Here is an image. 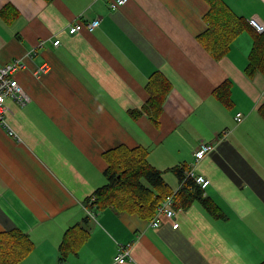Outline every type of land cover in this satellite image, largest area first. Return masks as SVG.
Here are the masks:
<instances>
[{
	"label": "crops",
	"instance_id": "crops-1",
	"mask_svg": "<svg viewBox=\"0 0 264 264\" xmlns=\"http://www.w3.org/2000/svg\"><path fill=\"white\" fill-rule=\"evenodd\" d=\"M223 1L264 24V0ZM9 3L19 13L11 22L0 15V66L23 64L15 78L29 100L7 98L8 123L0 122V231L19 228L34 242L20 264L262 263L264 74L245 72L254 31L246 26L215 59L199 39L208 0H128L117 9L110 0H0V10ZM96 18L98 28L69 33V24ZM157 74L171 84L161 115L133 116ZM226 81L230 107L214 93ZM209 141L215 149L195 162ZM119 145L145 147L172 192L179 180L169 168L207 177L204 196L218 214L199 201L182 208L174 196V218L160 216L158 226L112 208L91 215L85 200L107 183L104 153ZM76 225L87 227L86 240L61 260Z\"/></svg>",
	"mask_w": 264,
	"mask_h": 264
},
{
	"label": "trees",
	"instance_id": "trees-1",
	"mask_svg": "<svg viewBox=\"0 0 264 264\" xmlns=\"http://www.w3.org/2000/svg\"><path fill=\"white\" fill-rule=\"evenodd\" d=\"M208 1L211 6L205 17L208 28L199 36L201 43L215 59H219L228 53L240 31L246 26L250 27L254 31L255 43L245 72L249 76H254L257 72L264 74V31L257 33L249 20L236 16L223 0ZM18 13L10 3L0 10L1 17L7 22L14 20ZM170 85L162 75H155L148 82L147 103L131 114L138 117L146 112L157 120L162 113ZM230 85L231 82L226 81L214 92L217 99L228 107L232 105ZM104 156L108 163L105 170L107 183L85 200V206L94 213L112 208L120 213L151 219L157 214L158 206L166 196L174 194L176 203L182 208L199 201L209 212L218 214V206L204 196L205 190L194 178L187 176L186 166L169 168L179 180V189L172 192L163 171L150 163L149 151L145 147L119 145L106 151ZM77 226L79 230L76 232L74 228ZM87 232V227L82 225L73 226L65 232L59 246L61 260L77 253L86 240ZM33 249L34 242L23 230L13 228L0 231V264H20ZM260 264H264V261Z\"/></svg>",
	"mask_w": 264,
	"mask_h": 264
},
{
	"label": "built area",
	"instance_id": "built-area-1",
	"mask_svg": "<svg viewBox=\"0 0 264 264\" xmlns=\"http://www.w3.org/2000/svg\"><path fill=\"white\" fill-rule=\"evenodd\" d=\"M128 0H110V6L113 9H117L122 5L126 4ZM101 24L100 18H96L93 20H89L86 22H75L71 23L68 26L69 33L75 34L81 32L83 29H88L90 31L98 28ZM249 24L258 32L264 31V24L259 22L255 17L249 19ZM54 45L58 46L61 41L59 39L55 40ZM23 64H20L19 61L14 63L8 64L6 66H0V122H2L5 126L7 125L6 120V113L8 111V106L6 104V100L9 97L15 98L21 104L26 103L29 100L28 94L25 92L21 84L15 78V72L21 67ZM48 69L47 64L40 65L35 73L39 74L40 72H45ZM243 118L242 113H238L236 119L241 121ZM11 134L14 132L11 130ZM215 149L214 142H202L197 150L194 152L195 162H200L205 158V156L212 152ZM186 174L189 177L194 178V180L203 188L205 189L209 184L210 180L200 174H196L194 169H187ZM173 195H169L167 198L164 199L162 204L157 210V214L154 216L153 224L158 226L160 224V216H165L169 218H174L175 216V209L173 207ZM89 213L95 216L94 212L89 210ZM179 224L175 223L174 227H178ZM128 255L127 248H121L119 254L116 257V260L120 263H124L126 260V256Z\"/></svg>",
	"mask_w": 264,
	"mask_h": 264
},
{
	"label": "rangeland",
	"instance_id": "rangeland-1",
	"mask_svg": "<svg viewBox=\"0 0 264 264\" xmlns=\"http://www.w3.org/2000/svg\"><path fill=\"white\" fill-rule=\"evenodd\" d=\"M168 196H169V195H167L166 198H167ZM161 204H162V203H161ZM161 204H160V205H161ZM158 207H160V206H158Z\"/></svg>",
	"mask_w": 264,
	"mask_h": 264
}]
</instances>
